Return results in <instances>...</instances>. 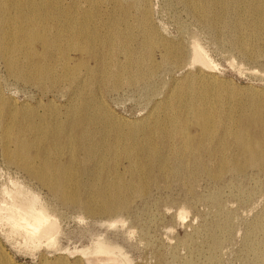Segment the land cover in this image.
<instances>
[{
  "label": "rangeland",
  "instance_id": "rangeland-1",
  "mask_svg": "<svg viewBox=\"0 0 264 264\" xmlns=\"http://www.w3.org/2000/svg\"><path fill=\"white\" fill-rule=\"evenodd\" d=\"M244 1L246 6L248 0ZM14 5L28 15L23 17ZM0 6L12 21L7 26L13 36L9 42H20L23 35L17 30L22 25H33L34 29L48 25L50 30L57 28L53 32L62 34L64 47L65 38L78 40L80 27L88 24L96 34L90 51L98 56L109 52L99 37L100 31L107 28L119 31L126 47L136 54L147 55L149 44L156 48L165 46L170 57L172 51L182 54L185 64L180 70L163 65L153 79H147L153 83L146 88L138 84L142 80L136 78V67H127L122 55L118 68L115 61L113 65L109 62L112 73L124 70V74L118 77L117 88L112 82L107 87L100 83V95L110 110L101 114L95 109L96 101H91V108L86 110L80 100L74 104L70 100V91L60 78L64 69L56 65L58 50L23 52L17 47L4 48L0 40V202L9 203L6 189L11 188L12 181H18L25 190L37 193L39 202L45 204L58 223L51 240L24 242L0 234V246L13 263L93 264L88 254L97 239H102L120 250L115 251L117 260L112 264H264V26H256L243 8L232 7L230 14L235 19L226 17L210 27L193 15L183 0H0ZM36 12L41 15L40 23H31L29 17ZM211 15L224 17L212 12ZM5 30L6 27L1 28L0 34ZM191 40H196L208 55L216 80L202 99L197 97L198 88L188 92L194 102L181 120V127L187 133L194 132L195 123L206 119L217 131L221 125L228 126L229 137L235 135L236 128L245 129L256 144L253 155L244 154L239 150L241 145H233L226 138L224 154V148L218 149L208 159L206 148H202V163L198 160L197 165L191 164L195 168L189 172L178 165L179 161L171 160L141 180L147 189L145 194L124 193V209L104 216L98 211L93 213L95 216L90 215L73 200L85 199L90 186L116 180L115 175L107 173L113 162L109 145L99 147L96 151L101 154L87 162L79 151L81 145H52L50 140L63 131H71L68 118L79 123L75 130L71 125L76 135L88 130L111 141L109 115L134 120L144 116L159 100V114L168 116L170 111H165L163 102L174 77L182 87L191 80L193 86L194 81L199 83L198 66L187 65ZM84 46L82 41H74L72 64L78 60V49ZM159 59L157 52L155 61L144 63V78L148 77L149 65L158 70ZM132 61L136 63V58ZM98 62L95 76L99 77L104 66ZM129 79L136 85H129ZM177 99V95L170 96L168 108L173 110ZM13 101L19 107L26 104L25 112L11 114ZM78 103L79 110L65 118L66 112L78 107ZM198 108L204 117L197 115ZM8 129L9 154L2 141ZM15 139L27 143L28 149H24L26 145L16 149L12 141ZM153 149L157 150L156 142ZM36 153L44 156L37 162ZM149 159L159 160V154ZM32 163L37 172L31 170ZM221 163L227 164L223 170ZM59 165L65 168L64 172H58ZM174 166L180 168L179 172H173ZM180 211L184 213L180 215Z\"/></svg>",
  "mask_w": 264,
  "mask_h": 264
},
{
  "label": "bare ground",
  "instance_id": "bare-ground-1",
  "mask_svg": "<svg viewBox=\"0 0 264 264\" xmlns=\"http://www.w3.org/2000/svg\"><path fill=\"white\" fill-rule=\"evenodd\" d=\"M183 1L187 4L190 12L194 16L198 17L200 21L206 23L210 27L217 26V21L222 23L226 17L235 19L230 14V9L232 7L243 8L242 10L250 16L251 21L255 23L256 26H264V3H262L264 0H248L246 6L244 0H229L228 2L225 0ZM13 8L15 11L21 12L23 17L28 15L24 10L21 11L20 8L15 5ZM217 9H220L221 12L218 13L216 11ZM211 12L223 15L224 17L218 18L217 15H211ZM31 14L32 17H29L31 19L30 22L35 24L40 23V13L36 12ZM11 23V18L2 11L0 6V30L1 28L6 27V30L0 34V40L2 41L4 48L7 47L12 49L17 47L19 50H23V52L28 49L38 52L48 49L58 50L59 54L56 56L58 63L56 65H59L64 69L60 78L64 81L65 87L70 91V100L73 101V104L80 100L81 106L86 110L91 108V101H96L95 109L100 110L101 114H104L105 112L109 113L110 110L107 106L108 104H105L106 101L104 103V100L100 95L102 93L100 83H103L104 87H107L108 84L112 82V86H114L113 88H117L118 77L124 74V70L114 74L110 71V65H113V62L115 61V65L118 68L121 55L126 59L125 65L127 67H136V78L142 80V82L138 84H143V86L146 85V88H150L152 86L151 83H153V80L147 81V79L150 77L153 79L163 65H167V68L170 67L172 70L185 68V64L181 60L183 55L173 54L172 51V56L170 57V51L167 50L168 47L165 46H162V48H156L154 45L149 44V48L146 52L148 53L147 55L144 56L142 54L143 52L136 54L131 48L129 50L126 47V43L120 38L121 33L117 30L109 31L106 30L107 28H104L100 31V41L106 50L109 48V52L105 55L98 56L95 51H90L94 47L96 34L88 24L80 27L81 30L77 38L78 40H75L72 37L65 38V45L62 47V34L57 31L53 32L57 28H54L53 26L50 30L48 25L39 29H34L33 25H22L17 30L23 35L20 42H9L13 36L7 30V26L11 25ZM102 25L107 27L105 22H103ZM61 27L65 28L66 26L61 25ZM239 28L240 25L237 29ZM31 31H33V33H31ZM143 32L146 31L144 30ZM74 41H82L85 43V46L78 49V60H75L72 64V51L76 48L74 47ZM129 42H132V40H129ZM188 48L189 53L187 65L190 66V68L198 66L197 69L200 72H198L199 83L197 85L194 81L193 86L191 80L185 87H182L179 85L180 80H177L175 77L174 79L172 78V88L169 86L171 90L163 102L165 105V111H170L168 116L165 114L161 116V114H159V110L157 109L159 100L153 104V107L144 116L134 120L120 118L117 115H109L111 119V141H107L102 134L99 138L88 130L81 131L76 135L71 127L75 122L68 118L67 125L71 128V131H63L50 140L52 145L61 142H75L77 145H81L79 151L83 158H87L84 160L87 162L101 154L100 151L98 153L96 151L99 147L102 145H109L108 151L110 157L113 158V162L107 169V173L108 175H115V179L122 180V182L119 183L115 180L114 183L110 184L90 186V190L87 191L88 196L83 197L85 199L73 200L77 203L79 208H83L88 213L91 212L90 215H94L93 213L97 211L99 214L103 215L124 209L126 207L124 193L145 194L144 191H147V189H145L146 186L141 181L144 177L153 175L161 166L171 160L179 161L178 165H180L184 171L189 172L195 168L192 167L191 164L197 165L198 160L202 163V160L199 158L202 148H206V156L208 159H212L218 149L222 150L225 147L226 138H228L233 145H237L238 147L241 145L242 150L240 147L239 150L244 152V154L251 153L253 155V148L256 144L254 141L250 140L253 136L246 134L244 131L245 129L236 128V130H234L235 135L229 137L228 133H230L231 130H229L228 126L221 125L217 131V129L212 126L211 122L206 119H204L202 123H195L197 129L194 132L187 133L186 130L181 127V120L185 118L187 111L191 109L194 102L190 94L188 95V92L191 91L192 88L194 90L198 88L197 97L202 99L203 96L208 94L216 80L214 66L200 44L196 40H191ZM105 49L103 51H105ZM157 52L160 57L159 68L155 71L149 65L147 67L148 77L144 78L142 66L147 61H155V53ZM84 53L87 56H85ZM113 54H115V57ZM134 57L136 58V63L132 61V58ZM98 60H100L101 64L104 66L103 70L99 72V77L95 76L99 64ZM4 61L8 63L9 60L5 58ZM129 70L130 69H128V71ZM129 82V85H136L133 83V79H129ZM188 88L190 89L187 90ZM174 95H177L178 99L175 108L173 106L172 110L168 108V98ZM25 107L26 104H22L19 107L18 103L13 101L9 109L11 110V114H14L20 110L25 112ZM78 110L79 103L78 107H72L71 110L66 112L65 118L74 114ZM200 111L202 110L198 108V112H196L197 115L199 117H204V113ZM78 126L79 123L74 124V130L77 129ZM9 132L10 129L4 131L2 136L4 151L7 154L11 152L8 145L9 141H11ZM12 141L15 142L16 145L14 147L16 149H22L27 144L21 143L18 139ZM155 142L157 150L153 149L155 148ZM24 149L27 150L28 145H26ZM221 153H225V148ZM105 154L106 153L102 154L100 157L103 158ZM158 154L159 160L149 159V156H157ZM40 156L44 157L43 155L36 153L35 162L40 159ZM119 156H122L124 160H121ZM231 157L234 159V154H231ZM221 161H224V159ZM122 163L123 166L121 167ZM226 166L227 164L221 163L220 169L223 170ZM35 167V163H32L30 166L33 172L38 171L36 169L34 170ZM57 169L59 173H62L65 170L61 165H59ZM172 170L173 172H179L180 168L174 166L172 167ZM39 174H42V171H40ZM38 176L44 179L42 175ZM14 181H12L11 188H7L5 192L9 199V203L0 202V234L10 238H18L17 240H22L24 242L51 240L53 238V233L58 228L56 218L46 209L44 206L45 204H41L42 201L39 202L40 199L38 198L40 197H37V193L25 190V186L23 187L18 184V181ZM44 183L46 184V182ZM47 185L50 186L49 184ZM51 186L54 187L55 185L51 184ZM52 190H54V188ZM179 213L182 215L184 211H180ZM108 244L102 242V239L101 241H98L97 239L94 249L90 250L88 254L90 255V258H87H89L91 262L94 260L92 262L93 264H112L116 262L117 257L115 251L118 250V247L116 248L115 246L113 247ZM83 250L87 251L88 249L86 250L85 248ZM88 251L86 253H88ZM86 253L84 254L87 256ZM93 254H96L97 256H94ZM0 264H15L10 257L5 255L1 246Z\"/></svg>",
  "mask_w": 264,
  "mask_h": 264
}]
</instances>
